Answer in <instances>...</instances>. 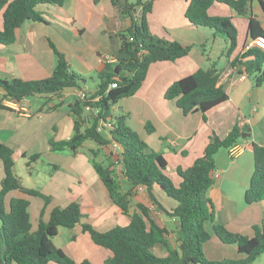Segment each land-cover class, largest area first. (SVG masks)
<instances>
[{
	"label": "crops",
	"instance_id": "1",
	"mask_svg": "<svg viewBox=\"0 0 264 264\" xmlns=\"http://www.w3.org/2000/svg\"><path fill=\"white\" fill-rule=\"evenodd\" d=\"M187 5L188 0H155L153 11L148 15L152 33L169 40H178L192 46V49L187 56L176 61H158L151 64L140 89L130 96V101L128 97L121 99L119 107L128 114H138L139 123L135 128L144 139L147 137L142 135L140 126L153 121L157 124L156 130L160 138L166 143L170 141L171 136L180 140V143L173 141L174 145L177 144L176 147L192 141L197 131L203 127L201 125L209 126L200 141L197 153L185 156L186 158L178 163V166L183 168L192 165L203 155L213 132L224 138L233 126L238 124L242 128L245 127L244 134L250 133L249 136H242L241 141L247 142L249 146L237 157H231L228 149H220L217 152L215 163L219 177L215 178L214 184L206 193L213 205L215 217L206 224L212 235L203 246L204 252L211 260L239 259L246 254L241 253L236 244L224 243L214 233L213 226L222 224L231 231L253 236V226L264 224V201L251 204L245 201V193L254 171L252 144L256 142L264 145V134H261L259 128L264 125V97L251 93L229 94L228 100L206 113L205 121L200 111L185 114L177 105L176 99L165 97V91L174 81L194 73L199 68H208L212 63L221 70L219 84H223L227 91L228 87L236 89L240 83L249 80L247 75L242 77L243 75L238 74L229 64L230 60L241 54L249 38V19L248 15H239L223 3L216 2L209 9L210 15L232 17L237 26L238 47L228 57L225 54L228 46L225 37L217 34L212 28L192 25L186 18ZM37 8L43 12L45 21H25L17 30L14 43L0 44V79L40 80L50 76L57 64L52 43L70 57L74 71L86 77L97 76L106 63L115 62L121 45L119 31L131 25V20L120 14L110 0H65L62 6L41 4ZM249 15L260 20L264 28V13L258 0L249 2ZM96 86L93 90L82 87L91 93L96 90ZM78 90L79 87H73L48 97L36 96L48 102L45 104L40 101L36 108L30 99L31 113L27 116L7 108L3 102L4 92L0 89V142L14 149L16 164L20 159L26 161L25 175H19L22 183L52 198L51 203L45 205L41 197L14 190L7 195L6 203L8 205L12 197L29 199V210L35 230L41 217L44 220L49 219L53 207H63L72 201H78L83 212L81 223L73 228L60 227L53 241L76 262L88 259L93 264H106V259L112 252L96 244L89 232L84 231L83 224L89 223L100 231H107L116 225H127L131 221V216L123 213L121 208L111 201L92 163L93 159L97 160V156H101L108 148H101L93 157L91 149L99 147H87V151L92 155L88 156L81 153L84 144L74 153L69 149L53 151L49 143L51 139L63 140L72 136L73 118L69 106L77 98ZM240 91L238 90V93ZM57 104L60 106L56 109H48ZM189 115L197 117L193 120L196 124L186 123ZM24 153L27 155L24 156ZM35 153L40 156L30 161V155ZM102 160L100 162L110 163L105 158ZM1 163L0 159V169L2 167L3 170ZM3 176L4 170L0 174V182ZM118 178L125 190L132 188V184L121 173H118ZM133 190L130 212L138 209V203L148 206L151 217L160 226L168 229L169 246L179 247L182 231L177 220L154 204L144 187L138 186ZM154 193L166 210L171 212L176 207L177 202L159 187H155ZM209 245H212L213 249L207 252L205 247ZM152 251L158 256L168 254L166 246L162 243L156 244ZM251 264H264V255H260Z\"/></svg>",
	"mask_w": 264,
	"mask_h": 264
},
{
	"label": "trees",
	"instance_id": "2",
	"mask_svg": "<svg viewBox=\"0 0 264 264\" xmlns=\"http://www.w3.org/2000/svg\"><path fill=\"white\" fill-rule=\"evenodd\" d=\"M98 1V0H96ZM117 11L131 20L130 27L119 31L120 51L115 62H108L97 74V86L89 93L87 100L79 97L70 103L73 118V134L68 139L50 140V149L76 153L87 140L98 144V149H91L93 157L101 148H109L116 143L118 155L113 162L105 164L93 159V166L103 183L109 198L123 213L131 216L127 225H116L107 231H100L89 223L83 224L93 241L109 249L112 255L106 264H251L260 255H264V224L253 226L254 235L248 236L229 230L222 224H214V233L224 242L236 244L246 256L239 259L211 260L203 249L211 238L207 222L213 221L215 211L207 198V190L214 184L213 172L216 170L215 155L222 149H229L239 143L245 133V127L234 125L224 137L215 132L210 135L203 155L195 162L183 168H176L179 182L177 185L166 174L168 161L160 152L154 151L130 124L127 112L116 106L125 97L135 95L145 80L151 64L158 61H176L187 56L192 46L178 40H169L152 33L148 15L152 13L155 0H110ZM251 0H188L186 18L195 26L209 27L225 37L228 44L225 54L230 57L238 47V30L230 16H213L209 9L216 2L228 5L239 15H248L249 38L241 54L229 61L238 74L252 78L255 86L264 84V49L252 47L244 50L246 43L260 36L264 37V28L257 18L249 15ZM65 0H0V44L15 42L17 30L27 20L45 21L43 12L37 7L41 4L62 6ZM264 13V0H258ZM57 64L50 76L40 80L20 78L0 79V89L4 99L21 100L32 96H50L66 88H83L86 76L71 68L70 57L59 50L53 43ZM221 70L212 63L208 68H199L174 81L165 91L167 99H176L177 105L185 114L206 113L229 99L223 84H219ZM116 83L115 87L111 85ZM60 104L51 106L56 109ZM90 106L95 114L88 119L86 107ZM7 107V106H6ZM9 108V107H7ZM11 109V108H9ZM99 120L109 121L113 127L109 130H97ZM152 126L147 124L148 131ZM254 171L250 185L245 193L248 204L264 201V145L254 142ZM24 156L27 154L24 153ZM39 153L30 155L29 160H36ZM0 159L3 163L4 176L0 182V264H93L85 259L76 262L62 248L55 245L53 237L60 227L73 228L81 223L83 212L78 201L66 206H55L48 220L42 217L33 230L30 201L24 197H12L8 205L7 195L18 190L29 196L43 198L45 205L51 203V196L35 188L26 187L21 177L15 172L16 158L14 149L0 142ZM122 166V175L132 184L124 189L118 178L116 167ZM142 186L151 201L171 217L179 221L182 236L179 247L168 244L166 227L160 226L150 215L145 204L138 203L137 210L130 212L134 188ZM155 187L177 202L170 212L160 203ZM162 243L168 254L158 256L152 248Z\"/></svg>",
	"mask_w": 264,
	"mask_h": 264
},
{
	"label": "rangeland",
	"instance_id": "3",
	"mask_svg": "<svg viewBox=\"0 0 264 264\" xmlns=\"http://www.w3.org/2000/svg\"><path fill=\"white\" fill-rule=\"evenodd\" d=\"M131 1H135V0H131ZM240 25H239V27L241 29ZM87 79L88 80L84 84V86H86L88 89L90 88L91 90H93L94 87L96 86V83H97V76H90ZM253 83H254L253 79L249 78V80H247V81H245L243 83H240L236 87V89H232V88L228 87L227 88L228 89L227 92H228V94H249V93H251V94H260L262 96V98H263L264 97V84L261 87H255L253 85ZM249 85H250V88H248ZM238 90H241V91L238 93ZM31 99L33 100V107H35V108L41 102H44L45 104L48 103L46 101V99H41V98L36 97V96H32ZM127 99H128V101H130L131 98L128 97ZM116 107L119 110L122 109V108L120 109L119 103L117 104ZM129 116H130V124L132 125V127L135 128V125H137L139 123V118H138L139 116L135 112H133V115H132V113L129 114ZM195 118H197V117H195L194 115H189L187 117V119H186V123L189 124L190 122H192V124H196L197 122L193 121V120H195ZM148 123L150 124V126H152L151 127L152 131H148L147 130L146 126H147ZM156 126H157V124H155L153 121L145 122L142 126H140V129H141V131L143 133L142 135H144V137H147V139H149V140L144 139L140 134L139 135L147 142V144L149 145L150 148H152L154 151L160 152V153H162L164 155V157L168 161V167H167V170H166V174L177 185L178 176H177V173H176V168L178 167V165H180L178 163H181L180 160L181 159H185L187 157V155L193 154L194 152L197 153L196 151H197L198 146L200 145V141L203 138V135L208 131L207 127H209V126L206 127V125L205 126L201 125L203 127L200 129V131L199 130L197 131V135L195 136V138L192 141H190L189 143L187 142L188 144L186 143V144L178 146V147H176L177 144L174 145L173 141H175L176 143H178V141H179V143H180V140H178L175 136H171L170 137L171 138L170 141L168 143H166V141L163 138H160V134L156 130L157 129ZM259 128H260L261 134L262 133L264 134V125L259 126ZM135 130H136V128H135ZM158 130H159V128H158ZM84 145H85V147H84V149H83V151L81 153L82 154L83 153L87 154L88 156H92V155L87 151V147H91V148L92 147H95V148L98 147V144L95 141H93V140H87L84 143ZM222 149H225V148H222ZM101 156L100 155L97 156V160L98 161H103L102 160L103 158H105L106 160H109L110 162L115 161L114 160V155L111 152L110 147L108 148V150L106 149V151L104 153H102ZM25 163H26V161L24 159H20L17 162L16 166H15V172L18 175H20V176H24L25 175V172H26V164ZM0 166H2V165H0ZM121 169H122L121 165L116 167L117 173H121L122 174ZM2 173H3V170H2V167H1L0 174H2ZM39 200H41V202H43V200L41 198ZM211 249H213L212 245H209V246L205 247V251H207V252L210 251ZM0 251H1V247H0Z\"/></svg>",
	"mask_w": 264,
	"mask_h": 264
},
{
	"label": "built area",
	"instance_id": "4",
	"mask_svg": "<svg viewBox=\"0 0 264 264\" xmlns=\"http://www.w3.org/2000/svg\"><path fill=\"white\" fill-rule=\"evenodd\" d=\"M252 47H260V48L264 49V37L260 36L256 39L248 41L244 47V50H248ZM242 75H243L242 77H245V74H242ZM116 85H117L116 83H113L111 86L115 87ZM77 97H79L83 100H87L89 97V92H87L84 88H79V90L77 92ZM30 99H31L30 97H25V98L17 101L14 99L6 98V99H3V102H4L5 106L11 108L12 110H15L19 114L29 116L31 113V109H30L31 101H30ZM86 109L88 112L87 119L92 114H95V111L90 106H87ZM112 127H113V124L109 121L99 120V122L97 124V130H99V131H102L105 129L109 130ZM247 146H249V144L245 141H240L239 143H236L235 145L231 146L228 149L230 156L231 157H237L239 154H241L242 152L245 151ZM110 149L114 153V155H118L119 148H118V145L116 143H112L110 145ZM213 176L215 178L219 177V172L217 170H215L213 172Z\"/></svg>",
	"mask_w": 264,
	"mask_h": 264
},
{
	"label": "water",
	"instance_id": "5",
	"mask_svg": "<svg viewBox=\"0 0 264 264\" xmlns=\"http://www.w3.org/2000/svg\"><path fill=\"white\" fill-rule=\"evenodd\" d=\"M250 133L248 132L247 134H244L243 136L246 137V136H249ZM177 223L179 224V221H177Z\"/></svg>",
	"mask_w": 264,
	"mask_h": 264
}]
</instances>
